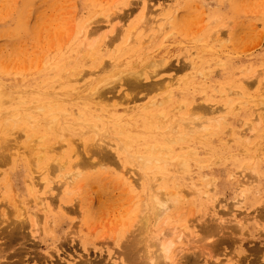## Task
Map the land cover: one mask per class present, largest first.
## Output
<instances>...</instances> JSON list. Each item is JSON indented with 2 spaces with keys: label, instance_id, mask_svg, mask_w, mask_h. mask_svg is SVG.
Instances as JSON below:
<instances>
[{
  "label": "rangeland",
  "instance_id": "rangeland-1",
  "mask_svg": "<svg viewBox=\"0 0 264 264\" xmlns=\"http://www.w3.org/2000/svg\"><path fill=\"white\" fill-rule=\"evenodd\" d=\"M263 96L264 0H0V264H137L129 177L164 144L167 167L144 173L186 195L169 212L191 233L181 264H264ZM164 117L195 122L173 133ZM29 152L45 154L37 169ZM67 161L95 164L70 190Z\"/></svg>",
  "mask_w": 264,
  "mask_h": 264
},
{
  "label": "bare ground",
  "instance_id": "bare-ground-1",
  "mask_svg": "<svg viewBox=\"0 0 264 264\" xmlns=\"http://www.w3.org/2000/svg\"><path fill=\"white\" fill-rule=\"evenodd\" d=\"M109 20H112L111 17H109ZM111 22V21H110ZM89 36H96L98 33L97 32H91L89 31ZM132 32L129 33V35ZM91 47L88 49L89 51L91 50ZM148 55V54H144ZM137 74V75H136ZM132 80L134 82H138V79L140 77V74L137 72L132 75ZM247 85H245L246 87ZM262 101L264 99V96L261 97ZM1 102V101H0ZM264 103V102H263ZM218 111V110H217ZM217 111L214 109L210 110L207 112L205 115H211L212 120L215 121V115ZM264 117V116H263ZM261 117V120L262 118ZM166 120L162 121L161 123L168 122V130L173 131V133L176 132L175 127L177 126L178 123H184L186 122V127H188V123L195 122L194 119H189L183 120L181 118L176 119L173 121L171 117H164ZM183 118V117H182ZM27 120H29L30 124L32 123V119L27 117ZM202 122V121H201ZM207 119L204 123H207ZM261 122V121H260ZM200 123V122H198ZM210 123V122H209ZM198 125L201 126L200 124L195 123L193 126ZM37 126V125H35ZM198 126H195L196 129ZM123 127V126H122ZM121 127L120 133L123 135L125 133L124 128ZM96 129H98L96 127ZM105 129V128H104ZM205 129V128H203ZM106 131V130H104ZM178 133V132H176ZM100 137L98 139L99 144L95 145L92 147L91 151L92 156H100L99 160L101 162H108L111 159L109 156H107V147H106V137L100 134H96ZM24 137V136H23ZM184 135H179L176 138L177 142L184 141ZM34 146V145H33ZM10 146H8L7 142H3L0 146V151L1 150H8ZM36 147V146H35ZM154 150H158V156L160 159H154L153 156L148 155V151L143 150L142 154L140 155L138 162H139V170H134V178L131 175L129 177L130 179V184L132 185L131 187H136L140 193V195L137 197L138 201H136L137 204V214H136V219H134L132 223V229L129 232V240L127 245H125V248L123 249V252L126 253L130 261L132 259H135L137 264H181V259L183 258L184 252L187 251V247H189L190 239L189 235L191 233L187 232L189 229L188 223L183 224L180 226V228H172L169 226L170 221L172 219L169 217V212L176 207L182 201L181 199L185 200L186 195H184V192L181 191L182 189L178 190V193L176 192H171V193H165L163 192V189L160 190L157 187L160 184V180L157 177H147L144 173L145 169L149 164L152 163V161H155L156 166H158L156 169L157 171L162 172V168H166L167 165L169 164V155H168V149L166 148V144L163 146L159 147H153ZM152 151V153L154 152ZM30 153V162L32 166L37 169L39 165L42 163V160L45 159V154H34V152H29ZM55 153V155H54ZM53 158L55 161V169L57 171L61 170V167L59 166L58 162L60 161V154H57V149H52ZM183 155V154H181ZM186 155V154H185ZM184 155V156H185ZM168 156V157H167ZM184 156H173L172 160L170 161V164L175 166V168L178 171H185L188 167V162H189V157H184ZM164 157H167L166 159H163ZM184 157V158H182ZM181 158V159H179ZM179 159L176 163L175 161ZM67 163L74 169L73 172H70L68 175L65 176V179H67L69 184V190L73 187V184L76 179L81 175L82 169H86L88 167H94V163H90L89 161H84V162H76L74 165H71L68 161ZM66 163V164H67ZM67 164V165H68ZM154 164V163H153ZM152 164V165H153ZM151 165V166H152ZM162 166V168H161ZM201 167V166H200ZM245 170H249L250 172V179L253 180L256 172L254 168L251 166H247ZM254 173V175H253ZM253 175V176H251ZM257 176V175H256ZM256 179V178H255ZM238 185H242L241 188L245 186V184H242L240 181H238ZM37 185H40L39 182H37ZM41 186V185H40ZM199 192V191H198ZM242 192V191H241ZM199 195V193L197 194ZM36 204L41 207L39 212H44L47 209L46 202L44 201V198L42 197H37L36 198ZM236 204H240L238 200H236ZM132 206V205H131ZM130 206V207H131ZM21 207V206H20ZM21 210H18L17 213H19V221L15 222V224L22 225L24 224L27 219L26 218V211L24 212V208H18ZM34 212V211H33ZM31 214L32 220L31 221V227L34 228L32 233L36 234L37 232H40L37 226V217L38 213L34 212ZM14 213V212H13ZM135 213V212H134ZM29 214V213H27ZM6 213H2V217H5ZM134 215V214H133ZM176 217L178 216L175 214ZM174 215V216H175ZM43 216V215H41ZM46 217V216H45ZM30 218V216L28 217ZM176 219V218H175ZM29 220V219H28ZM3 221L1 220L0 223ZM30 222V221H29ZM179 226V225H178ZM195 226V225H194ZM15 227V226H14ZM191 227V226H190ZM16 228V227H15ZM131 228V227H130ZM192 228V227H191ZM187 229V230H186ZM127 231V229L125 230ZM126 233V232H125ZM193 234V233H192ZM126 237V236H125ZM127 238V237H126ZM125 238V239H126ZM14 242V241H13ZM10 244H13L12 242ZM125 244V242H124ZM176 246V247H175ZM175 249V250H174ZM189 250V249H188ZM190 251V250H189ZM177 252V254H175ZM176 259L174 260V258ZM180 260V261H179ZM135 262V263H136ZM170 262V263H168Z\"/></svg>",
  "mask_w": 264,
  "mask_h": 264
}]
</instances>
